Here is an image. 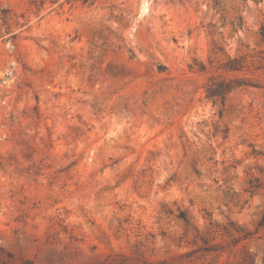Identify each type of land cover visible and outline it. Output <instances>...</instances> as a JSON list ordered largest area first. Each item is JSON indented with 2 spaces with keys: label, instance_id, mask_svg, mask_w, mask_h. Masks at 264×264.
Segmentation results:
<instances>
[{
  "label": "rangeland",
  "instance_id": "rangeland-1",
  "mask_svg": "<svg viewBox=\"0 0 264 264\" xmlns=\"http://www.w3.org/2000/svg\"><path fill=\"white\" fill-rule=\"evenodd\" d=\"M57 5L0 0V264H264V0Z\"/></svg>",
  "mask_w": 264,
  "mask_h": 264
},
{
  "label": "trees",
  "instance_id": "trees-1",
  "mask_svg": "<svg viewBox=\"0 0 264 264\" xmlns=\"http://www.w3.org/2000/svg\"><path fill=\"white\" fill-rule=\"evenodd\" d=\"M34 3L40 2L43 7L46 3L58 4L59 8H63L65 5H68L69 8L80 5L82 7H91L97 2H104L106 0H32ZM61 1V2H60ZM7 12H2V19L7 20L5 16ZM259 40L261 45L264 46V26L259 30ZM191 70H194L192 66H189ZM218 71L226 74H238L244 72H256L264 71V50L260 49L258 51L248 52L239 56H230L224 54L223 60L218 62L216 68ZM205 70L202 69L201 71ZM248 80L245 78H221V76L214 77L210 76L207 78L203 89L205 93V98L211 101L214 105L217 102L224 103L226 96L235 88H238L242 85H247ZM253 87V86H252ZM259 88V86H257ZM260 227H264V197H263V213L259 222Z\"/></svg>",
  "mask_w": 264,
  "mask_h": 264
}]
</instances>
